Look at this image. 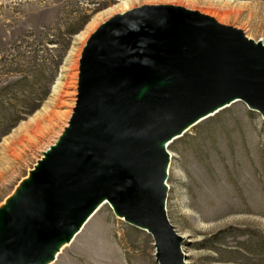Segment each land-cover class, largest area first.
Masks as SVG:
<instances>
[{
	"label": "water",
	"instance_id": "obj_1",
	"mask_svg": "<svg viewBox=\"0 0 264 264\" xmlns=\"http://www.w3.org/2000/svg\"><path fill=\"white\" fill-rule=\"evenodd\" d=\"M116 16L80 61L69 126L0 205V264H54L108 204L186 264L167 214L169 145L242 102L264 120V42L174 6Z\"/></svg>",
	"mask_w": 264,
	"mask_h": 264
},
{
	"label": "rangeland",
	"instance_id": "obj_2",
	"mask_svg": "<svg viewBox=\"0 0 264 264\" xmlns=\"http://www.w3.org/2000/svg\"><path fill=\"white\" fill-rule=\"evenodd\" d=\"M148 2L264 42V0H0V205L69 126L91 36ZM168 151L167 214L185 238L186 264H264L262 116L234 103ZM155 253L152 236L106 204L54 264H158Z\"/></svg>",
	"mask_w": 264,
	"mask_h": 264
},
{
	"label": "bare ground",
	"instance_id": "obj_3",
	"mask_svg": "<svg viewBox=\"0 0 264 264\" xmlns=\"http://www.w3.org/2000/svg\"><path fill=\"white\" fill-rule=\"evenodd\" d=\"M147 1H153V0H147ZM154 4L152 2H148L142 9L147 11V10H152L150 8L152 7H156V6H153ZM117 7V6H116ZM96 23V22H95ZM93 24V23H92Z\"/></svg>",
	"mask_w": 264,
	"mask_h": 264
}]
</instances>
